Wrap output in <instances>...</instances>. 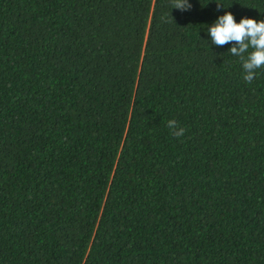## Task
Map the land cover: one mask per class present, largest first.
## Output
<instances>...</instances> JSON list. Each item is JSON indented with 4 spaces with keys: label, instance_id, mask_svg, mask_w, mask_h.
Masks as SVG:
<instances>
[{
    "label": "trees",
    "instance_id": "16d2710c",
    "mask_svg": "<svg viewBox=\"0 0 264 264\" xmlns=\"http://www.w3.org/2000/svg\"><path fill=\"white\" fill-rule=\"evenodd\" d=\"M189 3L0 0V264H264V0Z\"/></svg>",
    "mask_w": 264,
    "mask_h": 264
},
{
    "label": "clouds",
    "instance_id": "9594fccd",
    "mask_svg": "<svg viewBox=\"0 0 264 264\" xmlns=\"http://www.w3.org/2000/svg\"><path fill=\"white\" fill-rule=\"evenodd\" d=\"M191 7L189 0H172V9L184 12L189 11ZM208 34L214 46L234 45L229 49V53L239 57L245 73L243 79L251 84L258 74L257 70L264 68V20L258 22L242 18L237 23L234 15L226 12L208 28ZM166 126L174 138L185 135L186 129L176 120H168Z\"/></svg>",
    "mask_w": 264,
    "mask_h": 264
}]
</instances>
